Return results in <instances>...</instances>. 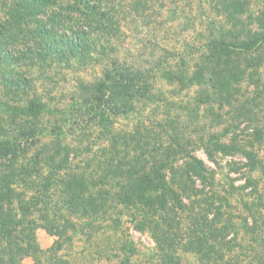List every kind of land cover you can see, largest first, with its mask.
Wrapping results in <instances>:
<instances>
[{"label":"trees","instance_id":"obj_1","mask_svg":"<svg viewBox=\"0 0 264 264\" xmlns=\"http://www.w3.org/2000/svg\"><path fill=\"white\" fill-rule=\"evenodd\" d=\"M154 1L131 0L126 15L148 18ZM208 2L215 15L199 22L175 5L174 22L186 19L184 32L198 43L163 48L168 56L142 72L117 56L113 38L123 30L106 0H0V264L27 257L33 264H143L132 237L118 233L123 218L153 240L149 264L189 257L193 264H264V209L249 202L245 215L232 210L231 195H221L214 171L191 150L198 142L216 165L219 155L243 154L247 187L260 168L256 143L264 128L254 127L246 143L237 133L230 143L222 139L233 122L253 125L263 104L264 0ZM104 57L110 63L101 78L82 82L68 105L52 107L36 90L38 74L54 66ZM247 81L255 96L241 100ZM160 82L175 96L193 87L200 93L184 103L167 99ZM208 84L211 91L202 90ZM205 105L209 129L226 124L223 135L198 136L208 129L200 121ZM158 109L166 111L162 119L140 116L129 131L115 128L117 118ZM98 137L96 157L86 159L98 168L87 173L78 159ZM41 227L59 239L56 257L36 246Z\"/></svg>","mask_w":264,"mask_h":264},{"label":"rangeland","instance_id":"obj_2","mask_svg":"<svg viewBox=\"0 0 264 264\" xmlns=\"http://www.w3.org/2000/svg\"><path fill=\"white\" fill-rule=\"evenodd\" d=\"M60 1L63 4H67L68 2V0ZM130 3L131 0H106L107 7L112 10L114 16H117L120 19L119 21L121 22L123 30L122 35L121 32H119V38H113V47L119 49L120 51L117 56L121 59L128 57L126 60L130 61L136 70L142 72L152 69L158 64L160 58L164 60L165 57L168 56L165 53L166 51H163V48H166L169 51H172V48H176L177 50L179 49L180 51H187L188 48H185L186 43H198L194 32H184L188 26L186 19L181 21L175 20L176 22H174L175 5L178 4L180 9H186L188 13H193V15L196 16L195 18H197V22L202 19L207 21L210 16L213 17L215 15L208 0H155L152 2L153 4H151L152 9L149 11V16L147 15L148 18H135V16L131 14L126 15V11L128 10ZM102 59L103 60H98L88 66H83L77 63L70 67H63L62 65L54 66L49 73L38 74L37 77L39 78L36 80V90L42 94L43 99L48 101L52 107H59V102H63L68 105L71 97L77 94V89L82 82L92 81L98 77L101 78L102 68L110 63L108 57H104ZM261 73H263L262 70ZM158 85L166 92L165 97H167V99L175 97L174 100L178 99L179 102L182 101L183 103L186 101H193L198 96V93H200L199 88L193 87L191 89H186L182 91L180 95L175 96V94L172 93V87L168 86L165 82H160ZM204 89L211 91L209 84L207 88H202V90ZM251 90H254V86L250 84L249 81L243 82L240 85L239 98L241 97V100H244L249 97H254L255 93L252 95ZM45 93H50V99L47 98ZM260 101H263V104L258 111L256 110L259 114L258 120H256L253 125L249 123L247 124L244 121H237L236 123L233 122V130H231L233 132L222 139L223 142L230 143L231 137L237 133L238 138L242 139L244 143H246V141L250 139L249 135L254 130V127L264 128V95H262ZM152 109H154V107H152ZM209 109H211L210 106ZM203 110L204 112L201 113L200 121L203 125L208 127V129L202 131L203 133H199L198 136L202 137L206 131L223 135L225 132L222 131L223 129L226 130V124L213 128L214 131H211L210 129H212V125L209 121L210 113L207 112V105L203 107ZM228 110L229 108H224L221 114L224 116ZM150 112L151 111L145 112L142 115H134L129 119H125L124 117H120V119L117 118L115 119V128L129 131L135 127L138 122V117L140 116L143 121H155L154 117L160 116V119H162V116L166 114L164 109H158L156 112ZM204 113H207L206 116ZM225 119L227 120L228 117H225ZM101 143L103 142L100 137L96 138L91 154L84 151L82 156L78 159V163H84L82 168L86 170L87 173H92L98 168L96 167V163L93 167H88V165H86V159L88 156H90V158L96 157L95 152L99 151ZM256 147L257 156L261 165L257 172L250 175L251 183L248 187L249 172L248 169L243 166V164L247 161L243 154L235 153L233 155H219L217 157L218 164L216 165L211 161V159H209L204 148H202L198 142H196L195 145H192L191 148L194 155L202 160L207 165L209 170L214 171L216 189L221 193V195H231L230 199L233 203V207L231 209L236 211V213H241L242 215L246 214L244 203L250 202L251 204L255 202L258 204L259 209H264V202H261L264 201V134L262 135V138H260L259 142L256 143ZM33 153L34 152L32 150L30 155H33ZM53 192H55V190H53L52 193ZM57 193L59 192L57 191ZM123 220L125 223L121 230L122 232L118 233H123L124 236L128 235L129 237H132L131 239L134 240L139 252L138 259L143 264H149V261H151L153 257V240L149 235L139 233L133 229V225L127 223V218H123ZM260 223L262 222L259 221L258 224ZM107 225H109V223ZM239 233V240L241 243L249 240V237L245 235L241 227L239 228ZM111 236V232H107L104 243L106 245L104 246H111ZM98 237L99 236H97V238ZM35 239V244L39 250H42L43 252H50V250H53V253L55 254L52 255V258L58 255V251L55 250H58L59 248V239L56 236L49 234L41 227L36 231ZM75 240L78 241L77 239H74V241ZM76 241L74 244L78 247L79 243ZM67 246L68 245H65V247ZM184 263L193 264L194 260L192 257H189L186 261H184ZM20 264H33V259L31 257H27Z\"/></svg>","mask_w":264,"mask_h":264}]
</instances>
